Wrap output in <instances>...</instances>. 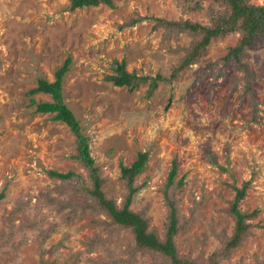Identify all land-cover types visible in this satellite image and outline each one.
Here are the masks:
<instances>
[{
	"label": "rangeland",
	"instance_id": "374dc122",
	"mask_svg": "<svg viewBox=\"0 0 264 264\" xmlns=\"http://www.w3.org/2000/svg\"><path fill=\"white\" fill-rule=\"evenodd\" d=\"M112 2V9L70 11L67 0H0V190L5 188L0 236L19 227L26 214L38 215L36 229L52 228L46 238H37L32 229L17 232L14 246L0 248V264H157L153 254L136 249L130 229L108 226L105 215L86 212L65 224L49 208L36 209L54 185L46 170L76 171L81 189H90L87 173L69 158L74 138L68 127L53 115L35 114L30 105L31 100L52 102L50 95L29 91L40 78L53 82L67 59L63 101L89 139L105 196L121 205L126 190L120 164L130 166L138 152H147L130 208L162 237L168 207L161 191L175 164L174 183L181 180V185L171 199L182 231L174 243L180 258L202 264L232 236L228 206L234 193L228 186L248 182L239 208L257 211L247 221L250 235L218 264H264V39L242 50L251 73L249 91L243 73L221 61L237 43V33L210 41L195 64L171 79L192 39L159 20L206 25V16L182 10L186 0ZM114 62L157 79L152 94L147 95V84L129 91L107 82ZM194 203L200 206L193 214ZM17 204L23 209L11 226L8 216ZM98 219L103 223L94 224ZM107 227L116 232L90 252L92 237H107Z\"/></svg>",
	"mask_w": 264,
	"mask_h": 264
},
{
	"label": "trees",
	"instance_id": "16d2710c",
	"mask_svg": "<svg viewBox=\"0 0 264 264\" xmlns=\"http://www.w3.org/2000/svg\"><path fill=\"white\" fill-rule=\"evenodd\" d=\"M67 1L68 10L70 11L81 8H94L102 5L111 9L114 8L112 0ZM204 2L208 3L206 7L204 6ZM181 8L187 13L202 12L207 18V24L201 25L189 21L166 23L163 20H159V25H166L173 29H178L179 32L186 33L192 39L191 48L186 52V56L182 59L181 63L174 68L171 79H175L178 74L195 64L199 51L206 47L210 41L237 33L239 34L237 43L228 49L225 57L221 61L225 66L228 62H231L237 71L243 73L240 79L244 80L245 90L249 91L251 87V73L247 65L243 63L242 50L245 47H254L257 42L264 39V4L255 5L250 3V0H186ZM70 64V59L65 60L56 70L53 82H48L40 78L37 80L36 87L29 91L30 95L38 93L50 95L52 102H35L31 100L30 105L35 108V114L53 115L51 118L53 121H59L68 127L74 138V153L69 158L87 173L90 189H81L82 177L76 171L59 173L54 170H46L44 174L50 180L54 181V185L44 195V203L36 204V209L49 208V213L59 216L65 224H70L75 219H79L86 212L94 216L98 214L105 215L109 221L108 226L130 229L134 236L136 249L138 251L146 250L150 254H153V260H156L155 262L157 264L163 262L169 264H201L180 258L174 243L176 234L182 231L178 227L176 203L171 199V192L181 185V180L174 183L176 175L175 164L169 172L161 191V195L168 207L167 223L162 237L148 229L147 219L142 214L136 213L130 208L134 194L141 188V186L136 184V178L145 171L147 152H138L136 160L130 166L120 164V178L126 190L120 206L117 205L114 198H107L101 190L104 181L99 174V170L94 167V161L90 156L89 139L74 113L63 101L62 82ZM112 71L113 74L105 77V80L116 87H126L129 91H134L141 84H147L148 96L152 94L156 87L157 79L138 76L134 72H127L124 62H114ZM210 161L214 163V159ZM72 181L75 183H70ZM228 187L234 193L228 206V214L234 220L235 224L232 236L225 239L222 243V248L214 252L210 259L202 264H218L221 260L228 259L230 253L240 247L250 235L249 230L252 228V225L247 223V221L255 218L257 211L248 213L241 211L239 208L240 203L246 197L248 182H244L240 187L234 185ZM4 195L5 188L0 190V201L4 199ZM77 195H85L88 198L77 200ZM17 201H21V197ZM20 205L22 204H17V206ZM194 206L196 207L191 211L193 214L200 204L194 203ZM22 209V206L11 209L8 216L11 226L14 225L16 215L21 213ZM37 218V214L32 217L26 214L19 227L14 228V230L10 228L7 232H3L0 236V248L14 246L16 242L12 238L19 231L24 234V229L36 230L37 238H43V236L46 238L52 228L36 229L38 225L35 224V220ZM93 223L99 225L103 222L98 219L93 220ZM108 228L104 230L107 233V237L103 238L99 235L92 237L89 246H87L90 252L97 245L108 242L109 238L114 235L116 231Z\"/></svg>",
	"mask_w": 264,
	"mask_h": 264
}]
</instances>
